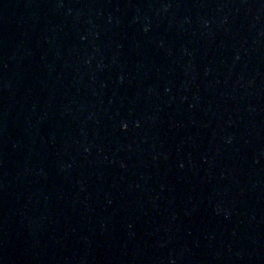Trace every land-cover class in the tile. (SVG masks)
Returning a JSON list of instances; mask_svg holds the SVG:
<instances>
[{
  "label": "water",
  "instance_id": "water-1",
  "mask_svg": "<svg viewBox=\"0 0 264 264\" xmlns=\"http://www.w3.org/2000/svg\"><path fill=\"white\" fill-rule=\"evenodd\" d=\"M0 264H264V0H0Z\"/></svg>",
  "mask_w": 264,
  "mask_h": 264
}]
</instances>
